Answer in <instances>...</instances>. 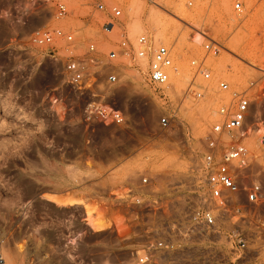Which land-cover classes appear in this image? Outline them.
<instances>
[{
    "label": "rangeland",
    "instance_id": "rangeland-1",
    "mask_svg": "<svg viewBox=\"0 0 264 264\" xmlns=\"http://www.w3.org/2000/svg\"><path fill=\"white\" fill-rule=\"evenodd\" d=\"M57 1L68 10L59 19L38 0H0L2 264H159L109 230L105 202L112 189L142 174L159 179L182 171L183 157L204 149L222 121L219 109L231 100L220 81L248 91V148L264 165V0ZM112 7L121 13L107 32ZM54 29L70 32L74 43L32 42L36 32ZM141 35L170 50L168 87L147 84V59L104 64L121 40L133 45ZM209 41L222 46L218 54L206 53ZM201 62L208 79L196 71ZM110 72L117 82L109 85ZM190 84L201 97H184ZM94 104L121 112L124 124L92 119L86 111ZM93 213L102 228L92 225Z\"/></svg>",
    "mask_w": 264,
    "mask_h": 264
},
{
    "label": "built area",
    "instance_id": "built-area-1",
    "mask_svg": "<svg viewBox=\"0 0 264 264\" xmlns=\"http://www.w3.org/2000/svg\"><path fill=\"white\" fill-rule=\"evenodd\" d=\"M38 1L45 3L57 19L67 15V7L57 0ZM96 6L103 9L101 4ZM233 9L241 12L242 4L236 1ZM120 13L116 7L111 8L104 31L113 30ZM31 40L38 45L54 40L74 43L73 35L62 29L38 31ZM204 49L216 55L222 46L209 41ZM94 52V45H89L88 54ZM118 57L147 59V84L155 89L169 86L171 52L150 36H138L133 45L121 40L116 49L108 51L104 64ZM76 65L67 63L71 69ZM196 71L209 78L203 62L196 65ZM105 82L116 83V74L108 73ZM218 87L230 92L231 100L219 109L222 121L211 127L204 149L184 156L182 171L167 172L159 179L142 174L139 180L112 189L105 202L103 217L109 230L122 235V239H133V251L151 254L159 264H264V179L258 178L264 175V165L248 148V91H230L225 81L218 82ZM183 95L202 96L193 84ZM86 112L105 125L125 122L121 112L107 105L94 104ZM160 124L167 127L168 119L162 118ZM259 143L264 145V133ZM3 262L0 255V264Z\"/></svg>",
    "mask_w": 264,
    "mask_h": 264
},
{
    "label": "bare ground",
    "instance_id": "bare-ground-1",
    "mask_svg": "<svg viewBox=\"0 0 264 264\" xmlns=\"http://www.w3.org/2000/svg\"><path fill=\"white\" fill-rule=\"evenodd\" d=\"M184 10V9H183ZM184 16V12L182 11V10H177L175 13H174V17H176L177 19H180V18H182ZM195 40L196 41H199L200 39H199V37H196L195 38ZM236 48V47H235ZM236 50V49H235ZM231 51H233V49H231V50H229V52H231ZM50 198V197H49ZM51 200L50 201H56L54 198H53V196H51V198H50ZM89 207H87V209H88ZM91 213H92V210H91ZM99 213V212H98ZM85 214V213H84ZM88 215H90V214H88V211H87V216ZM95 216V215H94ZM89 218H91V216L89 217ZM93 218V217H92ZM100 220H101V218H99ZM98 218H93V222H92V225L93 226H95L96 228H102V223H101V221L99 220Z\"/></svg>",
    "mask_w": 264,
    "mask_h": 264
}]
</instances>
